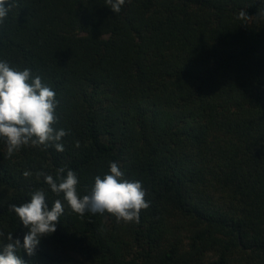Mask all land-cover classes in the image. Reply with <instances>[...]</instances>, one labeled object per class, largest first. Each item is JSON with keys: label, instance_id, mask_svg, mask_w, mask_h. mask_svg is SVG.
<instances>
[{"label": "trees", "instance_id": "obj_1", "mask_svg": "<svg viewBox=\"0 0 264 264\" xmlns=\"http://www.w3.org/2000/svg\"><path fill=\"white\" fill-rule=\"evenodd\" d=\"M0 60L55 91L68 133L11 157L0 138V231L23 243L9 208L36 190L65 208L25 264H264V0H19ZM110 162L146 190L139 223L81 217L38 175L71 169L83 196Z\"/></svg>", "mask_w": 264, "mask_h": 264}, {"label": "clouds", "instance_id": "obj_2", "mask_svg": "<svg viewBox=\"0 0 264 264\" xmlns=\"http://www.w3.org/2000/svg\"><path fill=\"white\" fill-rule=\"evenodd\" d=\"M125 0H106V5L115 13L121 11ZM19 7V0H0V25H3L8 14ZM239 19L247 18L244 10L239 12ZM59 101L55 91L42 82L39 75H33L31 69L10 66L7 60H0V138L6 143L7 156L11 157L22 147L32 146L46 150L54 146L59 152L64 151L61 139L68 133L64 129L57 130L56 109ZM75 146L78 148L79 141ZM65 167L57 169V176L43 175L51 192L59 196L63 194L72 212L83 217L86 212L93 215L108 213L119 223H139L141 210L149 208L146 201V190L139 180L125 178L117 162L109 163V172L95 176L88 194L80 196L77 191L79 183L77 174ZM32 173L25 171V177ZM19 221L29 231L20 239L13 240L12 233L0 231V241L6 239L0 249V264H25L18 252L23 249L33 256L42 236L56 232L60 217L64 214V203L56 199L49 207L43 189L31 193L30 201L19 206L10 205Z\"/></svg>", "mask_w": 264, "mask_h": 264}]
</instances>
